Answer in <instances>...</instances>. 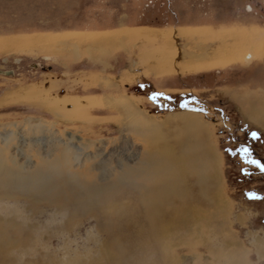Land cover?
Returning <instances> with one entry per match:
<instances>
[{"label":"rangeland","instance_id":"374dc122","mask_svg":"<svg viewBox=\"0 0 264 264\" xmlns=\"http://www.w3.org/2000/svg\"><path fill=\"white\" fill-rule=\"evenodd\" d=\"M258 29L264 31V0H0V43L18 45L0 46V149L10 155V167L21 165L23 176L39 158L53 160L67 142L79 149L81 165L71 161L63 172L66 183H72V172L85 180L80 173L91 169L101 184L100 161L109 163L107 182L112 173L119 178L129 167H142L154 148L151 135L106 106L104 97L130 100L155 123L167 114H196L210 125L225 210L204 208L215 211L210 221L204 218L210 224L191 227L182 242L171 241L180 260L175 264H225L221 259L230 253L241 264H264V126L247 123L235 101L255 95L248 77L259 64L236 65L238 57L226 56L230 48L220 58L211 55L212 41L242 47L234 35ZM100 35L107 37L102 43L90 41ZM251 45L240 54L253 55ZM161 55L171 59L173 70L160 75L155 66ZM257 82L264 84V78ZM258 85L256 91L264 92ZM134 181L140 177L127 176L124 188L132 189ZM64 186L70 200L78 188ZM133 190L126 200L134 198ZM14 196L0 194V233L6 240L0 264H87L92 256L93 264H112L107 256L97 259L111 250L97 229L96 208L71 217L69 207L38 202L23 188ZM194 243L198 260L190 249Z\"/></svg>","mask_w":264,"mask_h":264},{"label":"bare ground","instance_id":"6f19581e","mask_svg":"<svg viewBox=\"0 0 264 264\" xmlns=\"http://www.w3.org/2000/svg\"><path fill=\"white\" fill-rule=\"evenodd\" d=\"M263 32V29H258L251 31V34L247 33L250 37V44H254L255 49H257L253 55L249 53L243 55L232 50L231 54L226 52V56L230 55L231 58L239 57L240 63L244 64V66L247 64L256 65V62L261 63L264 60ZM105 37L94 36L89 40L93 43L96 41H101L102 43V40L107 38ZM81 38L83 41L86 40L82 36ZM77 40L79 41V39ZM36 41H34V44ZM49 42L52 43L54 41L51 39ZM49 42L47 43L48 47L50 46ZM243 42L246 43V41ZM89 43L91 44V42ZM0 46L5 49V47L14 48L18 45L1 42ZM201 48H203L202 55L206 54L205 60L207 52L204 47ZM228 48V46L219 45L213 51V57H222V50L225 49L226 51ZM163 55H166V53L163 52ZM170 60L166 56L161 55L155 66L156 73L161 75L172 71L173 65ZM245 95L248 94L246 93ZM260 95L262 96V93ZM249 96L253 95L250 94ZM239 99V102L235 101L242 107L241 111L245 115L244 117H246L247 113L251 117V119L245 118L247 123L251 124L250 121H255L264 126L263 99L258 97L253 100V97L247 98L246 96H241ZM102 100L106 106H110L120 114H123V116L130 117V122L136 129H141L151 135L150 137L154 140L153 157L143 158L144 165L139 169L136 166L127 168L128 171L120 175L119 178L121 180L115 176V173H112V179L107 182L104 179L109 177L110 169L106 168L109 163L103 160L100 161L99 165L96 162V165H99L98 168L103 172V175H100L103 183L98 184L95 181V174L91 173L90 169V172L83 171L80 173L84 174L85 180L80 179L78 171L72 172L71 176L69 173L73 180L69 184L66 183L65 174L63 176V172L67 170L66 167L70 166L73 160L78 163V166L79 163L81 165L79 152L77 153L79 149L74 145L71 146L69 143L63 142L65 149H60V153L53 160L48 162L39 158L38 162H36L37 166L35 165L36 168L28 175L23 176L19 175L20 173H25L22 172L23 169L19 168L21 165L15 166V168L10 167V157H8L10 155L0 149V194L10 195L15 198L14 195L23 188L28 192L29 196H32L38 202L44 200L49 204H60L63 209L64 207H67V209L69 207V215L71 217L87 213L91 207L96 208L100 217L96 225L97 229L104 235L103 244L107 243L106 246L111 250L106 253V249V251L101 253L97 258L99 260L103 259L102 256H107L106 260H110L112 264H128L130 262L131 264H175L177 260H180L179 255L174 252L171 241H178L181 234L185 238L191 227H199L198 224L202 227L204 225L207 227L210 222H206L204 218H207V216L215 217V211L219 212V210L215 209L221 208L223 211L225 210V203L222 204V202H225L222 199V191L219 190L218 183L216 184L217 177H219V155L208 141L210 132L208 128L210 125L208 122L197 118L196 114L189 112L167 114L164 121L155 123L151 122L142 112L137 111L130 100L131 103L124 98L112 100L104 97ZM56 139L59 138L54 137L53 139L52 136L49 137L50 141L54 140L59 144L61 141ZM39 140L33 138L29 141L37 143ZM144 160L147 161L144 162ZM127 176L140 177L139 182L134 181V184L131 185L132 189L136 188V190H133L135 195L132 194L134 198H128V200H126V197L132 189L124 188L126 185H124L123 180ZM65 184L71 189L78 188L72 191L70 200L65 198V196L69 195V192L65 189ZM204 208H212L215 211L213 212L212 210V212L206 213L203 210ZM211 219L212 217L209 221ZM178 233L179 236H177ZM184 238L180 239V241L182 242ZM5 241L4 236L0 233V247L3 248L5 246ZM196 245L197 243L192 244L190 249H193L194 259L198 260V256L194 252ZM207 252L212 255L216 253L211 249H208ZM92 259L93 256L88 258L87 264H93L95 259ZM240 259L235 258L230 253L221 260H227L228 262H225V264H241ZM215 261L218 262L219 260ZM85 262L83 264H86ZM34 264L40 263L36 262ZM180 264H183V262Z\"/></svg>","mask_w":264,"mask_h":264},{"label":"crops","instance_id":"0c3cea01","mask_svg":"<svg viewBox=\"0 0 264 264\" xmlns=\"http://www.w3.org/2000/svg\"><path fill=\"white\" fill-rule=\"evenodd\" d=\"M201 27H199L198 28V26H197V31H198V29H200ZM201 29H203V28H201ZM251 32V31H250ZM250 34V33H249ZM248 34L247 33H244V31H243V34L242 35H234V40L236 41L238 38H240L241 39V44H242V47L241 46H236V45H234V43H233V45H234V47H229L230 49H231V51L232 50H235V51H237V52H241V51H243V49H246V50H249V48H252V45L250 46L249 44H250V37L249 36H247ZM214 38V37H213ZM243 41H246V43L245 42H243ZM218 44H220V40L219 41H212V47H214V48H216L217 49V47L219 46ZM217 45V46H216ZM204 47V46H203ZM205 49H206V47H205ZM213 49V48H212ZM216 49H213L212 50V52H211V55H213V51H215ZM210 50H211V47H208V49H207V51H208V53L210 52ZM255 50H257V49H255ZM231 51L229 52L230 54H231ZM244 52V51H243ZM210 55V56H211ZM234 58H237L236 56L234 57ZM238 60H239V57L237 58ZM237 59H235V61L233 62V63H236V65H238V64H241V63H239V61H237ZM256 64H259V69H258V71H257V73L256 74H254L252 71V73L250 72L249 73V77H248V79H253L254 80V78L253 77H257V80H255V81H253V80H250V83H251V85L253 86V88L251 87V89H252V91H254L255 92V95L254 94H252L253 96H249V94L248 95H242V96H246L247 98L248 97H253V100L255 99V98H261V99H263V101H264V94H262V96L260 95L261 93H264V92H260V91H256L257 90V86H259L258 84H260V86L264 89V84H263V82H257V81H262V79L264 78V60L261 62V63H258V62H256ZM234 65V64H233ZM253 66V65H252ZM255 66V65H254ZM254 89V90H253ZM251 91V90H250ZM249 91V92H250ZM246 92H248V91H246ZM251 94V93H250ZM246 118V117H245ZM250 121V120H249ZM251 122V124H255V123H257V122H255V121H250ZM257 124H259V123H257ZM256 124V126H258ZM261 125V124H260ZM259 125V126H260ZM261 126H263V125H261Z\"/></svg>","mask_w":264,"mask_h":264},{"label":"snow or ice","instance_id":"6c2138e0","mask_svg":"<svg viewBox=\"0 0 264 264\" xmlns=\"http://www.w3.org/2000/svg\"><path fill=\"white\" fill-rule=\"evenodd\" d=\"M246 151V150H245ZM253 163H255V161H253ZM262 168H264V166H261Z\"/></svg>","mask_w":264,"mask_h":264}]
</instances>
